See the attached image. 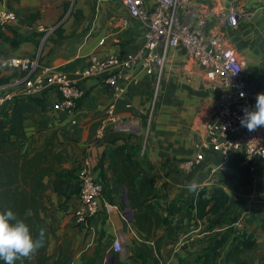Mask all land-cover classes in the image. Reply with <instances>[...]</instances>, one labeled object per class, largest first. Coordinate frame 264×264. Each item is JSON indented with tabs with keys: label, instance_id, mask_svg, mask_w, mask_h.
I'll list each match as a JSON object with an SVG mask.
<instances>
[{
	"label": "crops",
	"instance_id": "1",
	"mask_svg": "<svg viewBox=\"0 0 264 264\" xmlns=\"http://www.w3.org/2000/svg\"><path fill=\"white\" fill-rule=\"evenodd\" d=\"M194 1L211 11L205 32L226 34L228 45L246 64L249 86L263 91L264 0ZM145 4L152 9L154 0H145ZM0 10L17 15L16 22L0 28V60L34 57L42 45V66L69 75L85 91L73 110H61V96L54 90L29 97L15 95L13 79L6 91L13 97L0 108V114L10 113L18 98H35L41 106L27 113L24 121L29 154L42 152L51 143L54 152L63 156L57 164L58 172L77 174L87 166L97 182L110 190L100 199L99 213L86 223L76 220L75 213L81 206L79 195L67 199L48 192L50 201L42 217L50 224V252L60 247L73 255L74 264H84L98 249L100 264H114L110 260V255L114 256L112 247L121 238L124 250L128 247L141 254L145 264H155V241L160 240L161 264H202V252L225 232L246 228L257 245L246 250L243 259L264 264V195L259 196L256 189L250 192L249 179L238 171L237 176L221 171L220 156L214 151L207 152L204 161L190 172L185 170L184 162L197 155L196 146L207 138V125L218 99L195 60L181 48L171 49L165 65L156 69L154 76H148L139 61L122 83L124 93L116 95L103 77L84 80L78 74L88 67L92 56L105 59L142 50L146 29L129 15L121 1L0 0ZM233 10L239 16L237 24L229 27L223 19ZM58 26L62 27V36L55 32ZM157 52L163 55L162 48ZM13 73L0 67L2 78H11ZM111 105L115 106L118 124L107 120ZM125 143L140 146L153 165V201L161 212L173 201H183L182 212L153 231L150 240L133 223L125 187L117 184L108 163L103 169L99 166L105 152ZM257 176L261 178L262 172ZM194 179L200 187L192 192L187 185ZM215 186L229 194L228 208L218 216L197 219L195 201L202 190L211 191ZM120 258L123 264H142Z\"/></svg>",
	"mask_w": 264,
	"mask_h": 264
},
{
	"label": "built area",
	"instance_id": "2",
	"mask_svg": "<svg viewBox=\"0 0 264 264\" xmlns=\"http://www.w3.org/2000/svg\"><path fill=\"white\" fill-rule=\"evenodd\" d=\"M129 15L145 27V44L138 53L125 56L110 55L105 59L92 56L88 67L78 74L82 79L103 77L106 86L116 94H123L122 83L127 81L129 72L137 62L148 76H154L156 69L165 65L166 55L171 49H183L188 56L205 71L210 89L218 94L212 121L207 125V138L196 146L197 155L184 162L187 172L200 165L209 151L219 154L221 165H231L237 159L242 168L254 175L256 167L264 164V126L248 131L240 124L243 109H254L258 91L246 80V64L236 51L228 45L225 33H206L205 28L211 11L194 0H154V7L148 9L145 0H119ZM238 12L233 10L223 21L229 26L237 24ZM17 21L11 10H0V28ZM102 44V43H101ZM162 48L163 55L157 50ZM31 58H8L0 60V67L18 74L13 85L15 95L36 96L46 89L54 90L61 96L58 105L61 110H73L76 102L84 97L85 91L69 75L49 67H43L40 55ZM264 78V69L262 72ZM8 85L0 86V108L13 96L6 94ZM244 93L241 96V93ZM107 120L118 124L115 106L107 111ZM150 117V116H149ZM144 152V151H143ZM81 184V206L76 211L78 223H86L99 213L100 199L104 187L95 179L92 171L82 168L78 173ZM123 240H115L112 253L122 254Z\"/></svg>",
	"mask_w": 264,
	"mask_h": 264
},
{
	"label": "trees",
	"instance_id": "3",
	"mask_svg": "<svg viewBox=\"0 0 264 264\" xmlns=\"http://www.w3.org/2000/svg\"><path fill=\"white\" fill-rule=\"evenodd\" d=\"M68 7L69 4L66 5V9ZM55 32L62 36V27L58 26ZM37 45L39 48L40 40ZM43 51L44 46L41 54ZM16 77L17 73H13L11 78L7 79L0 77V86L9 84ZM78 102L79 100L76 104ZM38 105L41 106L35 98H18L10 113L0 114V212L13 211L17 219L23 220L29 226L34 238L38 237L40 228L46 229L43 247L30 259L22 258L14 264H74L73 255L65 253L60 247L54 253L50 252L51 236L48 231L50 224L42 217V213L48 209L49 191L67 199L80 195L81 184L78 178L80 170L77 174L58 172L57 164L62 161L63 156L54 152L51 143H48L44 151L34 155H30L25 149L28 141L24 132L25 116L27 113L37 111ZM106 163L117 184L125 187L134 213L133 223L139 232L145 234L147 240L151 239L153 231L182 212L181 199L170 203L163 213L153 201L155 192L153 165L140 146L126 143L117 145L102 156L100 168L103 169ZM231 166L245 178L252 179L249 170L242 168L237 159L233 160ZM245 172L248 175H245ZM104 191L110 192L107 186ZM229 204L230 196L223 187L215 186L211 191L202 190L194 204L196 217L204 219L211 215L218 216ZM262 228L264 230V221ZM155 245L157 258L154 259V263L161 264L160 240H156ZM256 245L253 233L248 232L246 228L227 231L217 243L202 252V264H250L243 259V254L246 250L255 249ZM114 255H117L116 263L123 264L120 260L121 254ZM99 258L100 250L97 249L94 256L84 264H100ZM142 261V264L146 263L145 258ZM0 264H5V261L0 259Z\"/></svg>",
	"mask_w": 264,
	"mask_h": 264
},
{
	"label": "clouds",
	"instance_id": "4",
	"mask_svg": "<svg viewBox=\"0 0 264 264\" xmlns=\"http://www.w3.org/2000/svg\"><path fill=\"white\" fill-rule=\"evenodd\" d=\"M241 96L244 95L242 92ZM244 115L240 119V124L248 131H254L258 127L264 126V92L256 97L254 109L245 107ZM189 191H197L200 185L194 179L187 185ZM46 229L40 228L37 238H34L29 226L17 219L14 212H0V259L5 264H14L22 258L30 259L36 251L43 247Z\"/></svg>",
	"mask_w": 264,
	"mask_h": 264
},
{
	"label": "rangeland",
	"instance_id": "5",
	"mask_svg": "<svg viewBox=\"0 0 264 264\" xmlns=\"http://www.w3.org/2000/svg\"><path fill=\"white\" fill-rule=\"evenodd\" d=\"M259 172H262L261 178L257 176ZM245 175H248L247 172H245ZM250 177L252 178L251 180H249L250 181L249 184L251 186L250 192L256 189L255 193H257L259 196H263L264 195V164L258 165V167H256V171L254 172V175H250ZM123 245H124V242H123ZM121 256L126 261L133 259L138 263H143L142 261L143 257L141 256V254H139L138 252L133 253L132 251H129L128 247L122 252Z\"/></svg>",
	"mask_w": 264,
	"mask_h": 264
},
{
	"label": "water",
	"instance_id": "6",
	"mask_svg": "<svg viewBox=\"0 0 264 264\" xmlns=\"http://www.w3.org/2000/svg\"><path fill=\"white\" fill-rule=\"evenodd\" d=\"M221 171H223V172H225L227 174L233 175V176H237V171L233 167H231V166H229L227 164H225V165H223L221 167ZM125 202H126V205L129 206V201H128L126 192H125ZM131 220H132V218H131ZM109 254H111V253H109ZM111 259L114 260L113 262H114V264H116V262H117V255H114V256H111L110 255V260Z\"/></svg>",
	"mask_w": 264,
	"mask_h": 264
}]
</instances>
